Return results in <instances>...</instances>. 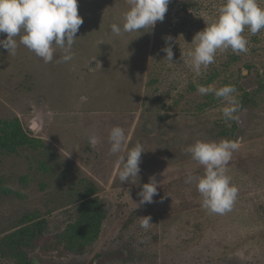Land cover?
Listing matches in <instances>:
<instances>
[{"label": "rangeland", "instance_id": "rangeland-1", "mask_svg": "<svg viewBox=\"0 0 264 264\" xmlns=\"http://www.w3.org/2000/svg\"><path fill=\"white\" fill-rule=\"evenodd\" d=\"M224 2L171 0L152 30L115 36L110 26L123 25L126 0H78L84 23L70 62H55L59 49L44 63L23 45L14 56L0 48V120L18 118L42 142L16 154L0 151V239L30 214L45 219L50 233L61 232L81 201L97 195L107 210L98 242L83 256L32 253L34 264H264V101L237 113L234 134L223 136L221 126L231 129L234 121L224 122L221 100L200 111L208 95L193 86L235 55L231 70L245 77L244 89H255L256 70L264 75V30L246 29L249 51L218 52L201 76L182 59ZM169 44L171 64L163 61ZM114 126L128 137L117 155L137 141L147 151L134 183L119 181L108 140ZM222 139L240 144L228 165L238 195L230 211L216 214L202 207L195 181L185 182L204 172L185 149ZM152 176L158 194L140 204L138 193ZM146 216L153 224L147 231L139 221ZM0 264L16 263L0 256Z\"/></svg>", "mask_w": 264, "mask_h": 264}, {"label": "clouds", "instance_id": "clouds-1", "mask_svg": "<svg viewBox=\"0 0 264 264\" xmlns=\"http://www.w3.org/2000/svg\"><path fill=\"white\" fill-rule=\"evenodd\" d=\"M128 10L124 13L123 25L112 24L111 32L115 36L124 33L152 30L157 22H163L171 0H126ZM264 0H225L218 8V16L206 28L195 34L194 49L182 53L184 62L194 71L196 76L203 75L210 65L215 63L218 52L231 50L234 54L247 53L249 41L243 33L247 31L256 35L264 30ZM193 11V10H190ZM84 23L78 12V0H0V48L6 49L14 56L20 45L43 60L44 63L54 61L57 49L62 56L55 60L57 64L67 63L73 59V46L78 40L77 33ZM19 37V40H17ZM173 38L166 37V43ZM166 53L169 64L173 63L172 46L162 49ZM201 95L212 94L221 100L224 122L238 120L236 113L240 108L237 89L234 85L217 88L215 84L197 85ZM113 155L124 152L128 137L120 126H114L108 137ZM95 143V140L92 141ZM240 147L238 141L222 139L217 141L197 140L185 151L191 154L192 160L203 166L201 176L189 175L186 183L195 181L196 188L202 197V207L211 213L224 214L231 210L238 188L232 184L228 165L233 153ZM144 146L137 141L126 154L117 155L115 167L119 169L118 178L121 183L135 182L141 171V157L145 153ZM158 194L155 176L143 185L138 193L140 204H151ZM151 216L139 218L140 227L147 231L153 224Z\"/></svg>", "mask_w": 264, "mask_h": 264}, {"label": "trees", "instance_id": "trees-1", "mask_svg": "<svg viewBox=\"0 0 264 264\" xmlns=\"http://www.w3.org/2000/svg\"><path fill=\"white\" fill-rule=\"evenodd\" d=\"M238 59L235 55L231 56V61L225 63L222 69L210 71L201 80V85L205 86L217 83L220 84V87L234 85L240 103L237 113L248 108H257L264 101V75L256 70L257 87L253 90L244 89L241 80L245 77L241 73L237 75L233 69L231 70ZM247 67L249 72L254 74L253 68L255 67L252 65H247ZM193 86L197 88L196 85ZM207 101V103L200 104V111L204 112L209 105L219 100L214 95H208ZM236 129V120L231 129L228 126H221L223 136L234 134ZM38 144H42V142L31 137L18 118L0 120L1 152L16 154L24 147H36ZM106 218L107 210L97 195L85 197L81 201L76 211L75 220L61 232L50 233L45 219L30 214L24 218V223L19 229L0 239V256L3 259L13 260L16 264H34L31 254L35 252H40L43 255L57 252L60 256L69 254L83 256L87 249L100 239Z\"/></svg>", "mask_w": 264, "mask_h": 264}]
</instances>
